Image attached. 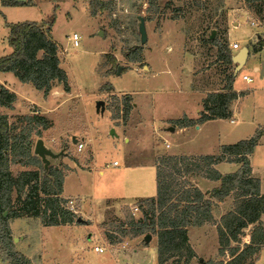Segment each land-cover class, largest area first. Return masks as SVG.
<instances>
[{
	"label": "rangeland",
	"instance_id": "rangeland-1",
	"mask_svg": "<svg viewBox=\"0 0 264 264\" xmlns=\"http://www.w3.org/2000/svg\"><path fill=\"white\" fill-rule=\"evenodd\" d=\"M22 1L26 4L0 10V56L11 50L6 22L48 20L56 7L51 35L57 44L60 66L67 73L69 90L64 91L63 84L54 80L44 94L11 72H0V82L15 94L11 107L0 106V113L6 114L16 131L31 128L34 155L38 156L37 140H42L47 151L41 157L45 167H67L63 182L66 196L63 191L61 194L66 199L64 205L85 223H77L75 218L73 223L65 224L73 229L69 233L61 228L65 225L45 226L39 217L9 219L15 249L25 254L30 264H138L143 257L139 249L148 247L143 255L147 262L152 261L149 264H157V233L142 230L133 221L144 218L149 222V216H145L147 199L156 197L158 175L163 183L172 182L171 200L178 202V209L186 201L176 199L188 193L193 196L191 190L199 176L183 170L191 167L187 163L192 160L177 162L180 173L166 163L168 158L217 155L220 144L248 138L256 127L264 126V0H104L107 8L94 15L89 0ZM140 16L145 20L143 42L137 19ZM233 20H240V26L232 25ZM228 24L232 26L231 37L226 38L230 49L233 41L240 46L244 43L250 50L258 40L263 41V52L252 63L259 65L263 74L255 72L251 64L236 72L237 63L229 66L216 58V48L209 39L214 35L223 37ZM250 24L253 29L249 34ZM73 33L79 35L77 46L72 42ZM139 55L141 60H130ZM243 72L253 81L242 80ZM225 73L240 75L237 86L249 90L237 100L230 118L199 123V128L191 125L180 133L175 132L180 126L174 120L156 121L165 111L171 113L177 106L192 105L185 104L180 95L167 96L161 88L174 84L186 88L191 81L189 86H199L207 94V90L225 84ZM98 101L101 103L97 106ZM36 113L45 117L46 128L39 121L27 123L24 116ZM170 126L173 131L168 129ZM78 143L83 144L81 149ZM260 143L250 163L264 191V135ZM114 161L118 164L113 165ZM34 169L38 168L10 164L14 176ZM218 170L228 172L234 167L223 162ZM212 201L211 219L187 228L188 242L196 253L187 264H226L231 259L229 247L220 251L217 224L233 208V195L221 202ZM260 221L264 222V214ZM253 226L244 228L230 246L242 249L250 243ZM96 245L103 251L95 252ZM246 263L264 264V246L247 257ZM0 264L8 261L0 258ZM163 264H185V257H172Z\"/></svg>",
	"mask_w": 264,
	"mask_h": 264
},
{
	"label": "trees",
	"instance_id": "trees-1",
	"mask_svg": "<svg viewBox=\"0 0 264 264\" xmlns=\"http://www.w3.org/2000/svg\"><path fill=\"white\" fill-rule=\"evenodd\" d=\"M89 2L93 15L98 10L103 11L107 8L104 0ZM1 4L14 6L26 3L22 0H1ZM56 9L53 7L48 20L6 22L7 43L11 47V52L0 56L1 72H12L20 81L31 82L36 89L43 90L44 94L48 93L54 80L63 84L64 91L69 90L67 73L60 66L57 44L51 35ZM226 33L225 28L222 31L223 37L214 35L209 42L216 48V58L230 66L233 65V53L229 48ZM262 47L263 41L260 39L252 45V51L257 52ZM39 51L42 52L41 56L37 55ZM111 59L114 61V57ZM130 60L139 61L141 57L140 55L130 57ZM234 78V74L225 73L222 90L206 94L202 99V110L197 119L183 116L173 122L184 127L212 119L230 118L232 102L244 95L243 92L238 93L233 89ZM14 100L15 94L0 84V106L11 107ZM24 118L28 124L31 121L34 123L39 121L43 128L47 127L45 117L37 113L26 115ZM36 135L40 136L39 130L36 131ZM263 135L264 126H258L250 137L221 145L217 155L204 154L195 157L200 163L195 158L187 156L168 158L166 163L172 164L180 173L181 169L177 167V162L192 160L191 163H187L191 167L183 169L186 173L194 172L193 174L218 180L220 184L210 190L208 197L198 187H192L193 196L188 193L181 197L182 199H176L186 201V204L178 209V202L173 203L171 200L172 182L168 181L165 184L158 175L156 197L147 199L149 209L145 211V216H149V222L147 223L144 218L141 222L133 221V224L142 230L157 233V264H163L172 257L182 256L185 257L187 264L196 255L188 242L187 228L211 219L213 198L222 200L230 194L233 195L234 206L220 217L217 224L220 251L223 253L226 247L230 248L231 259L226 264H244L247 257L257 254L264 246V222L260 221L261 215L264 214V193L260 191V179L252 174L250 163V155ZM33 142L29 126L16 131V127L9 123L6 114L0 113V258L8 261V264H30V259L17 251L13 245L9 219L22 216L39 217L45 226L71 224L75 218L77 223H85L84 220L77 221L78 217L74 211L64 205L66 199L61 194L67 167H45L42 159L32 153ZM223 161L235 162L239 167L234 172L222 174L214 165ZM15 162L35 165L38 169L23 170L14 176L10 171V164ZM13 192L16 194L14 199ZM250 224H254L250 231V243L242 249L231 247L230 242L237 240L243 229Z\"/></svg>",
	"mask_w": 264,
	"mask_h": 264
},
{
	"label": "crops",
	"instance_id": "crops-1",
	"mask_svg": "<svg viewBox=\"0 0 264 264\" xmlns=\"http://www.w3.org/2000/svg\"><path fill=\"white\" fill-rule=\"evenodd\" d=\"M34 6V5H33ZM8 7H12V6H2V7H0V10L3 12L6 8H8ZM231 22V21H230ZM232 25H235V24H237V26L236 27H238V26H240V23H241V21L239 20H233L232 22ZM229 25H231V24H228V30H227V33H226V37L227 38H230L231 36H230V33H231V30H232V26H229ZM250 26V29H247L248 31V33L250 34V32L252 31V29H253V26H251V24L249 25ZM235 27V28H236ZM8 29V28H7ZM7 35H8V32H7ZM7 37V36H6ZM237 40V39H236ZM233 42H235V41H233ZM240 47H246L247 48V53H246V55H245V59H244V63L242 64V67H241V71L245 68V67H247L248 65H250V66H252V68H253V70L255 71V72H259L260 71V66L259 65H255V64H252L253 63V61H255V58H256V56H258L259 54H262V52H263V50H260V51H257V52H254V51H252V47H251V50H250V48L247 46V45H244V43H242L241 44V46ZM11 48V47H10ZM231 51L232 52H235V53H233V54H236V53H238L240 50H237V49H231ZM10 52H11V50H10ZM9 52V53H10ZM9 53H7V54H9ZM185 63V62H184ZM1 72V71H0ZM12 73V72H11ZM260 74H263V72H259ZM13 74V73H12ZM248 75L247 74V72H243L242 74H241V76L240 75H235V78H234V81H233V89L236 91V92H238V93H240V92H243L244 93V95H246L247 93H248V91L249 90H243L241 87H238L237 86V79L239 78V76H240V78L242 79V80H244L243 78H242V76L243 75ZM264 75V74H263ZM249 76V75H248ZM188 79H190V77H191V75H188V76H186ZM250 77V76H249ZM191 80V79H190ZM189 80V81H190ZM4 81H6V80H4ZM244 81H246V82H252L253 81V78H252V76L250 77V80L248 81V80H244ZM9 82V81H8ZM190 83H191V81L189 82V84H188V86L185 88L183 85L184 84H179L178 86H176L175 84L173 85V86H165L164 88H161V92H163V93H165V94H167V96H170V95H172L173 96V98H175V96L176 95H180V96H182V99H183V101L185 102V104H188V103H192V105H190L189 106V108H187V107H185V108H183V107H181V106H177V108H176V110H175V112H171V113H169V112H167V111H165L164 112V114L163 115H161L162 117H160V118H158V120H156V121H171V120H176V119H180L181 117H183V116H186L187 118H189V119H197L198 117H199V112L202 110V99L206 96V93L204 92V90H202V89H198L199 88V86L198 87H194V88H192V86H189L190 85ZM0 84L1 85H4V86H6V87H8L7 86V84H5V83H3V82H0ZM222 87H223V85H222ZM221 87V88H222ZM217 89V90H213V91H220V90H222V89ZM159 90V89H158ZM158 90H153L152 92H154V91H158ZM206 92H212L211 90H207ZM164 94V95H165ZM244 95H242V96H244ZM166 96V95H165ZM242 96H240V97H238V99L239 98H241ZM238 99H236L235 101H233L232 102V104H231V111H232V114H233V108H234V105H235V103L237 102V100ZM175 104H178V105H180V104H183V103H176V102H174ZM138 105V104H137ZM218 119H220V118H218ZM212 120H214V119H212ZM207 121H210V120H207ZM231 121H233V119H231ZM206 122V121H205ZM193 126H195L196 128H199V127H201V125L200 124H195V125H193ZM193 126H184V127H179L178 128V130H176L175 132H177V133H180V132H184V131H186V130H188V129H190V128H192ZM171 127L172 126H170V127H168V129L170 130V131H173V128L171 129ZM224 143H222V144H220L219 146H218V151H219V149H220V146L221 145H223ZM259 144H262V143H260L259 142ZM167 145H168V147L170 146L168 143H167ZM179 154V153H178ZM181 154H184V153H181ZM251 156V155H250ZM224 162V161H223ZM223 162H219V163H217V164H215L214 165V167L218 170L219 169V166L221 165V164H223ZM228 163H230V165H232V167H234V170H232V171H228V172H220L219 170V172L220 173H222V174H225V173H229V172H234L235 170H237L238 169V167H239V165L237 164V163H235V162H228ZM114 165V164H113ZM252 172H253V169H252ZM100 173H102V170H100ZM254 173V172H253ZM254 176H256L255 174H254ZM64 182H65V180H64ZM64 184V183H63ZM219 184H220V182L218 181V180H211V179H208V178H205V177H202V176H196V182H195V186H197L202 192H204V193H206L207 195L209 194V192H210V190L212 189V188H214V187H218L219 186ZM205 187V189H204V191H203V189H202V187ZM260 191L262 192V193H264V191L261 189V180H260ZM63 194H64V196H66L65 195V192H64V187H63ZM229 196V195H228ZM227 196V197H228ZM122 197H124V196H122ZM139 197H141V196H139ZM226 197V198H227ZM223 199H225V198H223ZM222 199V200H223ZM219 202H221V200H218ZM211 213L213 214V208L211 209ZM223 214V213H222ZM221 214V215H222ZM220 215V216H221ZM61 228H64V229H67V230H69V233L71 232L72 233V227H70V226H67V225H65V226H61ZM78 243V242H77ZM76 245H78V244H76ZM78 247V246H77ZM94 248V247H93ZM146 249H148V247L146 248V247H141L140 249H139V252L140 251H142V258H141V262H139L138 264H149V263H151V262H147L148 261V259L146 260V256H144L143 255V253H144V251L146 250ZM195 250V249H194ZM95 251V250H94ZM135 251V250H134ZM137 251V250H136ZM95 252H97V253H99L98 251H95ZM135 254H136V252H135ZM151 254V253H150ZM156 254H154L153 256H152V259L154 258V256H155ZM129 256H131L130 254H128V257ZM125 257H127V255H125ZM41 258H42V256H41ZM136 261H139V260H136Z\"/></svg>",
	"mask_w": 264,
	"mask_h": 264
},
{
	"label": "water",
	"instance_id": "water-1",
	"mask_svg": "<svg viewBox=\"0 0 264 264\" xmlns=\"http://www.w3.org/2000/svg\"><path fill=\"white\" fill-rule=\"evenodd\" d=\"M139 20V32H140V35H141V40L142 42L145 41L146 39V30H145V20L142 16H140L138 18ZM101 34V32H100ZM247 53V48L246 47H242L240 49V51L236 54H234L232 56V61L237 63L236 65V68H235V71H239L242 67V64L244 63V59H245V55ZM120 70V67H118V71ZM101 103V101H98L97 102V106ZM173 127H171L172 129ZM113 133V131H111ZM35 151L36 153L38 154V156L41 158L45 155V153H47V151L43 148V145H42V140L41 139H38L37 142H36V145H35ZM5 214V213H4ZM83 219L81 217H78L77 218V221H82ZM145 239L146 240H149L150 239V235L149 234H146L145 236Z\"/></svg>",
	"mask_w": 264,
	"mask_h": 264
},
{
	"label": "built area",
	"instance_id": "built-area-1",
	"mask_svg": "<svg viewBox=\"0 0 264 264\" xmlns=\"http://www.w3.org/2000/svg\"><path fill=\"white\" fill-rule=\"evenodd\" d=\"M72 42H73L74 46H77L79 44V35L77 33H73L72 34ZM231 46H232L233 49H238V50H240L242 48V47H240L238 42H233ZM242 78L244 80H248V81L250 80V77L248 75H245V74L242 76ZM82 146H83L82 143H78L77 144L78 149H81ZM113 164L117 165L118 162L114 161ZM70 203H72V201H70ZM94 250L98 251V252H102L103 248L96 245V246H94Z\"/></svg>",
	"mask_w": 264,
	"mask_h": 264
}]
</instances>
